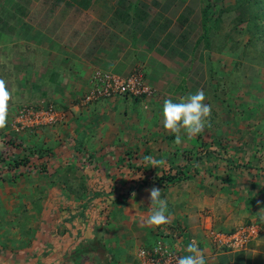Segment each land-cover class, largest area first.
Returning a JSON list of instances; mask_svg holds the SVG:
<instances>
[{"label":"crops","instance_id":"0c3cea01","mask_svg":"<svg viewBox=\"0 0 264 264\" xmlns=\"http://www.w3.org/2000/svg\"><path fill=\"white\" fill-rule=\"evenodd\" d=\"M20 1L24 14L16 11L17 0H0V78L12 90L7 126L0 129V264H134L138 248L162 241L184 256L193 239L206 264H264V221L259 219L264 215V165L248 160L232 166L213 156L230 139L229 119L223 115L232 106L229 88L240 91L237 106L245 109L246 96L263 88L264 68L247 64L252 73L245 78L240 68L246 60L238 58L239 52L235 59L225 57L228 63L221 57L225 65L213 58L205 29L203 34L196 30L198 0H73L49 13L34 0ZM134 68L141 69L152 94L80 105L95 71L126 76ZM230 68L236 70L232 84ZM197 90H203L212 111L218 104L221 116L211 114L192 138L182 130V142L176 144L163 128V101L178 102ZM29 102L54 103L65 112L63 123L16 131V110ZM260 132L237 136L239 152L230 150L234 164L256 153L254 144L242 140L245 135L258 140ZM30 150L49 155L47 161L38 159L47 173L61 171L49 186L66 188L62 170L71 164L87 172L86 186L92 189L80 197L46 195L44 212L29 214L34 225L44 222L41 228L16 221L23 219L16 210L25 197L16 183L37 186L28 183L37 172L29 170L37 163ZM25 156L28 163L16 167V158ZM146 156L162 163L153 167ZM25 168L29 172L16 181V171ZM100 171H109L104 180ZM180 171H188V177L159 180L165 172ZM136 182H141L137 190ZM152 186L168 202L169 223L156 227L145 223L152 208L146 189ZM250 222L260 226V234L240 250L220 249L206 234Z\"/></svg>","mask_w":264,"mask_h":264},{"label":"rangeland","instance_id":"374dc122","mask_svg":"<svg viewBox=\"0 0 264 264\" xmlns=\"http://www.w3.org/2000/svg\"><path fill=\"white\" fill-rule=\"evenodd\" d=\"M34 2L40 3L39 0H34ZM198 2L200 3L199 4L200 7L199 10L197 11L199 21L196 30L198 34H203V30L205 29L204 34L206 35V37L209 38V42H210L207 51L211 53L213 58L216 61L225 65L226 63H228L225 57L229 59L232 58L235 59L237 58L236 54H238L239 52L240 55L238 56V58L245 57L246 60L245 66L240 68L242 69L243 72L242 75H244L245 78H249L252 73L251 70H248L247 64H252V66H255L254 68H256L257 66L258 68H262V67L264 68V17L263 18L261 17V13H264V0H258L257 3L252 2V0H198ZM252 15H256V16L254 18H251ZM221 52L226 53V56H222ZM221 57L223 58V60H226V63L225 61L223 63ZM215 63L216 62H214V68L216 66ZM236 68L237 67H234V69ZM234 69L230 68L227 74L228 81L231 84L237 81L235 74L236 70ZM230 70L232 71V73H230L231 72ZM216 71L217 70L214 71V75L218 76V78H216L218 81L220 80V78L219 75L216 73ZM232 86L228 90V96H229L230 104H232V106H230L229 111H227L226 108L223 109V115H226L229 119L228 127L226 129H228L229 131L230 139L226 141V145L224 144L222 145L220 143L221 144L219 147L220 151L214 150V152H216L217 155H213V156L218 157L222 160L224 159L229 160V164H231L232 166H237V164L247 165L249 161L260 163V165L261 164L264 165V121H263L264 120V98H263L264 84L261 85L263 88L259 89L258 90L259 92L253 91L252 89L251 92L250 90H247L248 86H246V90H247L246 94H249L251 92L252 96L250 97L248 95L246 96L245 109L237 106V103L241 101L238 96V92L240 91H238L236 87H232ZM44 103L45 102H42V104ZM27 104H35V103L29 102L20 105L16 110V116L18 111L24 105ZM213 105L214 107L211 114L217 117L221 116L220 115L221 108L218 107V104L217 105L213 104ZM255 121H259L260 123L254 124ZM256 125L257 127H254ZM45 127H51V126L43 125L36 128L21 129L19 128V124L17 123V121L15 124L16 131H25V130L36 131ZM259 129H261V132L258 135L259 137L258 140L248 138L249 135H245L248 137H246L245 140H242L243 142H245L246 146H248L249 144V147H252V144H254L256 153L251 154L253 156V159L252 156H250L249 159V155L248 153H246L245 157H243L244 159H247V161H244L243 159V162L246 163L238 162L234 159L235 161L234 164L232 162L233 160H231L232 152L230 150H232L233 152L234 151L239 152L238 149L240 147V144L238 143H240L241 141L238 140L237 136L241 133H247L248 130L257 131ZM35 151L38 152L36 153V155H34L35 153L33 154L34 157H36L37 166L45 165L44 161L38 160L39 158H42L43 160L45 157L42 156V154L39 153L38 150ZM32 162L35 163L33 160ZM27 166L29 168L30 166H32V164H29ZM28 168H25L24 169L25 171L23 170V172L16 171V176H15L16 181L20 177V175L29 172L30 169L28 170ZM59 172L61 171H56L55 169L53 172H50L49 170L47 174L37 171L32 176H29L30 178V180L28 181L29 184L37 183V186L34 188L29 186H25L21 188L19 187L20 185L18 186V184L16 183V191L21 190L25 195L24 201L20 204L18 211L16 210V212L21 214L20 217L23 216V219L16 220L17 222L20 221V224L22 226L26 228L32 226L41 228V225L43 226L44 222L41 223L42 221L34 225V219L33 217L31 219L29 214L32 213L34 214V216L35 215L38 216L39 213L44 212V209H46L44 204H47L44 203L46 195L48 196L52 194L53 196L55 195L57 196L58 194H60V192H63V194H66L67 196L80 197L86 192H92L89 191L91 188L90 187L87 188L86 186L88 182L85 179L87 172L80 169L75 170V166L71 164L68 165L67 170L66 169L62 170L63 174L67 176V182L65 185L66 188H63L62 191H59L58 188L59 186H54V187H51V185L49 186L50 181L57 180L58 178H60ZM99 173L100 176H102L101 180H104L105 174L109 173V171H100ZM185 173L189 175L188 171L182 172L181 177L183 179L188 177V175L187 174L185 175ZM15 177L13 176L14 179ZM148 180H150L151 182L154 181V179H148ZM260 180L262 187L264 188V172H260ZM136 183L137 184L135 185V189L137 190L138 187L141 186L140 184L141 182H136Z\"/></svg>","mask_w":264,"mask_h":264},{"label":"built area","instance_id":"2783aa9c","mask_svg":"<svg viewBox=\"0 0 264 264\" xmlns=\"http://www.w3.org/2000/svg\"><path fill=\"white\" fill-rule=\"evenodd\" d=\"M154 92L144 80L141 69L134 68L128 75L120 76L108 71H95L92 76L91 89L80 98V105L86 106L100 99L114 96L142 97ZM65 112L54 103H35L24 105L17 113L19 128H36L55 126L63 123ZM261 228L256 223L243 224L231 231L209 229L207 237L210 243L224 250H240L258 237ZM134 264H176L181 257L171 246L157 242L151 248H140L136 253Z\"/></svg>","mask_w":264,"mask_h":264},{"label":"clouds","instance_id":"9594fccd","mask_svg":"<svg viewBox=\"0 0 264 264\" xmlns=\"http://www.w3.org/2000/svg\"><path fill=\"white\" fill-rule=\"evenodd\" d=\"M205 99L203 90H197L195 94L189 93L181 97L178 102H173L172 99L163 101L161 109L163 128L174 135L176 144L182 142V130L188 138H192L203 131L212 112L211 105L204 103ZM11 100L12 90L8 88L7 82L0 78V129L7 126L9 102ZM144 160L147 164L153 165V167L162 163V161L156 160L151 156H146ZM146 191L149 193L148 199L152 208L145 223L153 227L169 223L168 202L166 199L161 198V189L152 186ZM259 219L264 221V215H260ZM186 252L188 254L179 257L176 260V264H206L204 251L200 249L195 239L188 243Z\"/></svg>","mask_w":264,"mask_h":264},{"label":"trees","instance_id":"16d2710c","mask_svg":"<svg viewBox=\"0 0 264 264\" xmlns=\"http://www.w3.org/2000/svg\"><path fill=\"white\" fill-rule=\"evenodd\" d=\"M39 1H40V3H38V4H40L42 6V9L44 8V6L46 7L43 12H46L47 11V13H49L51 10H52V12H54V10L58 6L62 5V3H65V1L67 2V1H73V0H39ZM257 1L258 0H252V2H254V3H257ZM16 4H17L16 11L17 10L18 11H21V13L24 14L25 11H23V10L20 9L21 8L20 6H21L22 2L20 0H17V3ZM67 4H69V2H67ZM61 12H64L65 13V9H62ZM255 16L256 15H252L251 18H254ZM261 17L262 18L264 17V13H261ZM36 153H38V152H36L35 150H30L29 151V154H31V155H33V154L36 155ZM44 157L46 158L45 160L47 161V158L49 157V155H46ZM28 161H29V158H27L26 156L25 157H22L20 159H17L16 158L15 165H16V167H18L21 163H28ZM45 165H40V166L38 165L37 166V164H33V168H31L30 170L36 169L38 172H42V173L46 174L47 173V168H46ZM181 176H182V172L181 171L180 172H174L172 174L170 172H165L162 176L159 177V180L162 179L161 181H173L176 178L181 177ZM246 224H248V223H246Z\"/></svg>","mask_w":264,"mask_h":264}]
</instances>
